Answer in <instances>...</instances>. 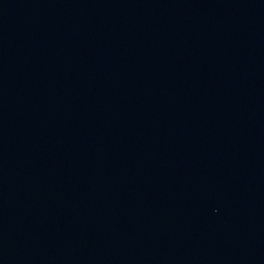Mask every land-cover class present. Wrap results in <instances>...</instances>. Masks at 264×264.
<instances>
[{"label": "water", "instance_id": "water-1", "mask_svg": "<svg viewBox=\"0 0 264 264\" xmlns=\"http://www.w3.org/2000/svg\"><path fill=\"white\" fill-rule=\"evenodd\" d=\"M0 264H264V0H0Z\"/></svg>", "mask_w": 264, "mask_h": 264}]
</instances>
